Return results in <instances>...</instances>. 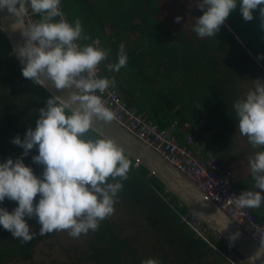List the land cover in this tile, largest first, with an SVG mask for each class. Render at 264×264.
Segmentation results:
<instances>
[{
  "label": "clouds",
  "instance_id": "clouds-1",
  "mask_svg": "<svg viewBox=\"0 0 264 264\" xmlns=\"http://www.w3.org/2000/svg\"><path fill=\"white\" fill-rule=\"evenodd\" d=\"M61 3L62 0H0V11L6 9L16 17L12 30H20L24 38L13 49L23 77L42 88H47V82L51 81L57 90H70L66 99L49 96L45 106L38 109L36 126L29 127L23 138L20 134L11 138L12 144L23 149L21 156L0 160V205L6 198L17 202L11 211L0 206V226L21 243L32 241L37 234L28 222L33 217L40 225V236L67 230L69 236L76 238L97 230L100 222L114 213L123 181L129 179L133 166L124 148L114 139L87 135L95 121L109 123L115 119L103 94L115 87L116 81L97 74L98 65L108 58L110 50L97 46L95 40L81 43L91 37L84 34L79 18L74 21L65 18ZM192 3L203 12L193 17L192 25V31L201 38L216 36L237 8L245 21L253 20V10L258 9L260 27L264 30V0H192ZM29 12L38 15V19L26 23ZM182 18L178 15L175 20L179 22ZM257 59L264 60V53ZM127 62L128 54L121 43L117 61L106 67L118 72ZM253 81L254 86L232 105L239 134L254 148L261 149L248 157L253 188L232 196L239 209L259 208L264 202V191L257 190H264V79ZM33 149L37 154L31 160L43 167L41 175L23 159ZM215 215L220 217L216 225L221 232L226 230L230 218L219 210ZM239 235V232L229 235V246ZM141 264L160 261L146 258Z\"/></svg>",
  "mask_w": 264,
  "mask_h": 264
},
{
  "label": "trees",
  "instance_id": "trees-1",
  "mask_svg": "<svg viewBox=\"0 0 264 264\" xmlns=\"http://www.w3.org/2000/svg\"><path fill=\"white\" fill-rule=\"evenodd\" d=\"M150 1L64 0V10L71 21L79 18L84 28V34L91 37L90 40L81 41V43H92L93 40L100 39L98 46L110 50L108 58L101 64L117 61V52L123 40L130 44L128 45L130 49H125L128 54L126 66L118 72L110 71V78H114L116 81L113 88L118 91L128 105L146 110L150 118L161 127L169 126L174 119H178L182 125L187 121L191 122L194 116L200 118L199 115H196L197 112H193L191 105L205 106L217 102L222 106L227 96L226 90L232 89V86L229 80H221L214 68L216 58H212L210 52L213 50L215 36L201 38L192 31L193 17L203 14L192 3V0H162L161 5L159 4L155 8L148 7ZM253 11L254 19L259 18L258 9ZM178 15L183 18L176 22L175 17ZM34 16L38 19V15ZM232 18L238 21L236 17ZM228 19L231 18L228 17ZM242 23H238L240 33L244 27L241 25ZM242 35L245 37V34ZM235 36L233 38L238 40ZM136 38L139 41H136ZM173 42L177 45L176 50L175 46L171 45ZM169 53H180L179 60L182 64L176 66L178 72L187 70L188 67H191V71L202 72L203 78L206 80L207 91L212 94L214 101L210 102L211 94H207L206 97L195 98L194 102L188 106V109L191 110L189 112L186 110L188 114L180 113L178 108L176 110L178 102L174 99L175 96L168 95L167 86L161 87L156 84L160 77L151 71L153 55H160L159 58H162L164 54ZM207 55L211 58L210 61H207ZM167 66L168 63H165L166 68ZM185 77L187 76L185 75ZM184 81L186 88L191 87L190 92H192V82L189 83L186 79ZM194 94L193 90L192 95ZM49 96L51 94L45 88L35 85L30 79L23 77L21 65L0 24V160L21 156L23 149L12 144L11 138L17 134L23 138L29 127L36 126L38 109L45 106ZM191 132L196 137L198 134L197 142L203 144L206 142L204 138L201 139L202 132L197 133L194 129ZM87 135L92 138H103L93 129ZM207 150L213 151L212 149ZM35 154H37V150L33 149L23 159L26 164L33 167L37 175H41L43 167L33 164L31 160V156ZM125 154L133 166L129 171V179L123 181L124 187L119 195L131 194L132 196L133 194L141 204L145 199L147 206L154 205L156 213L163 215L166 220L170 221L172 227L178 229L179 244L187 255L185 261H190L192 264H209V260L208 258L205 260V256L215 254L213 252L215 245L213 237L210 236L213 243L211 245L210 241L196 236L192 227L182 220L190 209L156 175L137 163L130 155ZM38 198L39 194L36 199L38 200ZM0 206H5L11 211L17 206V202L6 198L3 205ZM28 222L31 230L37 234L32 241L27 243H21L18 238L12 236L10 231L0 226V264H9L14 261L37 264L34 261V255L39 243L45 236L55 233L53 231L40 236V225L36 219L33 217ZM216 240L220 243L217 248L222 257L230 264H236L222 254L224 240ZM85 252L86 258L92 264H120L122 257L133 254L135 248L128 239L117 233L114 222L106 217L100 222L97 230L91 231ZM146 258L153 257L144 255L138 259L142 261ZM73 264L76 263L73 262ZM162 264L167 263L163 261Z\"/></svg>",
  "mask_w": 264,
  "mask_h": 264
},
{
  "label": "rangeland",
  "instance_id": "rangeland-1",
  "mask_svg": "<svg viewBox=\"0 0 264 264\" xmlns=\"http://www.w3.org/2000/svg\"><path fill=\"white\" fill-rule=\"evenodd\" d=\"M161 1L151 0L148 7L155 8L161 5ZM229 17L231 19L236 17L238 21L226 19L220 31L216 36L214 35L213 50L210 54L212 58H216L213 64L221 80H229L232 88L234 82L240 81L236 88H245L248 91L254 86L253 79H264V74L256 61L257 56L264 53V30L260 27L259 18L245 21L238 8L232 11ZM239 22H244L241 24L244 26L242 33L238 31ZM242 34H245V37ZM234 36L238 40H235ZM171 45L175 46V50L177 49L175 42ZM210 59L208 56L207 61ZM259 61L264 65V60ZM196 144L198 145L196 142L194 147ZM234 149L230 148L229 156L236 153ZM118 196L119 199L114 205L115 211L107 218L114 222L117 233L128 239L135 248L133 254L122 257L120 264H141L138 258L144 255L159 260L160 264L163 261L167 264H192L190 261H185L187 255L179 244L178 229L172 227L170 221L166 220L163 215H158L154 205L147 206L145 199L141 204L133 194V197L131 194H118ZM91 231L89 230L86 234L82 233L76 238L69 236L67 230L54 231V235L45 236L41 240L35 252L34 261L37 264H73V262L92 264L86 258L85 252ZM214 236L215 234H213L215 254L205 256V258H208L209 264H230L219 253L217 246L220 243ZM9 264L24 263L14 261Z\"/></svg>",
  "mask_w": 264,
  "mask_h": 264
},
{
  "label": "built area",
  "instance_id": "built-area-1",
  "mask_svg": "<svg viewBox=\"0 0 264 264\" xmlns=\"http://www.w3.org/2000/svg\"><path fill=\"white\" fill-rule=\"evenodd\" d=\"M61 9L64 11V0L61 3ZM65 18H70L65 13ZM59 19V18H57ZM26 23L37 20L34 14H29L25 18ZM97 46L99 39L95 40ZM105 62L98 65V75L110 78L109 69ZM103 99L106 105L114 111L115 120L126 127L129 131L136 134L146 143L158 150L167 160L177 166L198 187L204 191L212 200H214L235 222L245 231L253 240L264 246V217L258 218L252 208L239 209L233 203V194L239 195L242 190L234 186L236 175L234 171L213 152L202 155L196 152L195 143L197 137L195 134H188L184 140L178 133L179 122L174 120L169 126L161 127L152 120L149 115L139 109L137 106H130L120 96L118 91L110 87L104 94ZM192 229L196 236H201L211 242L210 236L218 240H224L222 254L236 264H251L232 244L229 246V240L221 233L212 230L207 223L189 210L182 218Z\"/></svg>",
  "mask_w": 264,
  "mask_h": 264
},
{
  "label": "crops",
  "instance_id": "crops-1",
  "mask_svg": "<svg viewBox=\"0 0 264 264\" xmlns=\"http://www.w3.org/2000/svg\"><path fill=\"white\" fill-rule=\"evenodd\" d=\"M238 38L240 39V37ZM136 41H139V39L136 38ZM122 43L126 50L130 49L128 48V45H130L128 42L123 40ZM167 55L164 54L162 58H159L160 55H153L154 59L152 60L150 58L153 62L151 71L154 75L160 77L156 81V84L161 87L167 86L168 95L175 96L174 99L178 102L176 110L178 108L180 113L188 114L187 111L189 112L191 110L188 109V106L194 102L195 98L201 96L206 97L211 93L207 91L206 80L203 78L202 72L197 73V71H191V67H188L187 70H181V72H178L176 66L182 64L179 60L180 53H169ZM256 61L261 68V72L264 74V65L259 60ZM165 63H168L167 68L165 67ZM185 75L187 77H185ZM183 77L184 80L186 79L189 83L192 82L193 90L195 92L194 95H192L193 90L190 92V89H192L191 87L186 88V82L183 80ZM239 83L240 81L234 82V87L226 90L227 96L225 103L222 106L217 102H212L214 101L212 94L209 96L210 102L212 103L205 106L191 105L190 107H192L193 112H197L198 114L196 115H199L200 118L198 119L194 116L191 122L187 121L182 125L179 123L178 133L181 139L184 140L188 134H192V129L197 133L202 132L203 137H201V139L204 138L206 142L204 144L197 142L198 145L196 144L195 146L196 152L206 155L208 152L214 151L213 153H215L221 161L225 162L234 171L236 175L234 186L237 189L246 191L252 189L254 184L249 170L248 157L254 151L261 149L259 147L254 148L248 142L247 138L240 135L238 132V125L234 117L232 105L236 99L242 97L247 92L245 88H236ZM144 111L149 115L146 110ZM230 148H236L234 149L236 153H233L232 156H229ZM207 149H212L213 151ZM257 190L264 191L260 189ZM252 210L258 218L262 219L264 217V202H262L259 208H252Z\"/></svg>",
  "mask_w": 264,
  "mask_h": 264
},
{
  "label": "water",
  "instance_id": "water-1",
  "mask_svg": "<svg viewBox=\"0 0 264 264\" xmlns=\"http://www.w3.org/2000/svg\"><path fill=\"white\" fill-rule=\"evenodd\" d=\"M15 22L16 17L10 14L6 9L0 11V24L2 30L7 35L13 49L17 48L24 41L21 31H13L11 28V25ZM45 89L51 95H59L65 99L68 97L70 91L69 89L57 90L51 81L47 82V88ZM73 90H75L74 86ZM92 129L103 137L114 139L124 148L125 153L134 158L137 163L145 166L152 174L156 175L169 190H171L191 211L201 217L212 230L221 233L227 239L230 234L239 232L240 235L234 241V245L251 264H264V246L257 243L243 231L192 179L167 160L158 150L129 131L115 119L109 123L95 121ZM217 210L225 214L231 220L229 227L222 232L218 225H216V220L220 219L219 215L214 216Z\"/></svg>",
  "mask_w": 264,
  "mask_h": 264
},
{
  "label": "flooded vegetation",
  "instance_id": "flooded-vegetation-1",
  "mask_svg": "<svg viewBox=\"0 0 264 264\" xmlns=\"http://www.w3.org/2000/svg\"><path fill=\"white\" fill-rule=\"evenodd\" d=\"M205 260H207V259L205 258Z\"/></svg>",
  "mask_w": 264,
  "mask_h": 264
}]
</instances>
